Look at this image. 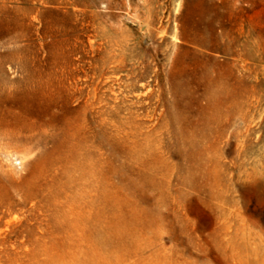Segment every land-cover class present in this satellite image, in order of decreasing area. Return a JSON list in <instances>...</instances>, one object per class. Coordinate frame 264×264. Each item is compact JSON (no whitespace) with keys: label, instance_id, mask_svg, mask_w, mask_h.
Returning a JSON list of instances; mask_svg holds the SVG:
<instances>
[{"label":"rangeland","instance_id":"1","mask_svg":"<svg viewBox=\"0 0 264 264\" xmlns=\"http://www.w3.org/2000/svg\"><path fill=\"white\" fill-rule=\"evenodd\" d=\"M0 264H264V0H0Z\"/></svg>","mask_w":264,"mask_h":264}]
</instances>
